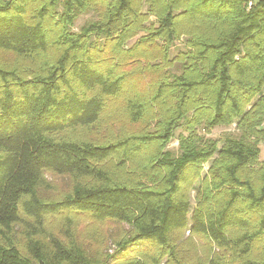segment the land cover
<instances>
[{"label": "trees", "instance_id": "16d2710c", "mask_svg": "<svg viewBox=\"0 0 264 264\" xmlns=\"http://www.w3.org/2000/svg\"><path fill=\"white\" fill-rule=\"evenodd\" d=\"M0 49V264H264V0H0ZM119 97L143 127L102 134ZM48 176L69 190L44 195ZM48 214L64 239L35 236ZM80 215L100 240L123 224L112 253Z\"/></svg>", "mask_w": 264, "mask_h": 264}, {"label": "rangeland", "instance_id": "374dc122", "mask_svg": "<svg viewBox=\"0 0 264 264\" xmlns=\"http://www.w3.org/2000/svg\"><path fill=\"white\" fill-rule=\"evenodd\" d=\"M94 15L91 12H86L81 14L74 24V31H78L83 24L88 22L90 19H92ZM150 20L153 21L154 17H150ZM135 39V38H134ZM132 39V41H134ZM183 40L180 38L179 40L175 41V45L173 46L171 50V55H175L179 48L182 47ZM9 53H6L5 51L0 49V59L1 60H9L11 61L13 58L8 56ZM127 69H131V66ZM171 72L177 73L178 69L173 68L171 69ZM151 77L148 75H142L139 74L138 76L136 74L132 75L131 78H127L125 82V88L128 91H141V95H144V85H147L150 82ZM140 89V90H139ZM143 90V91H142ZM142 97V96H141ZM124 103L121 97L119 98H113L108 101V106L106 110L103 111L101 114L102 118H105L104 116H110L113 121L111 123H104L103 119L100 121V127H101V133L105 134L107 131H111L115 133L116 131H125L126 133H132L135 131H140V129L143 127L140 123H133V121L129 118L128 114L123 109ZM178 133V130L177 132ZM238 134L235 124H232L230 126H218L212 129V131L207 134V136L214 138V139H220L223 140L226 135L236 136ZM177 147V140L172 139L168 145L167 148L171 150H175ZM260 160H264V143L260 144ZM209 163L203 164V170L202 173H205L208 169ZM50 175V174H49ZM49 179L52 177V180L50 181L52 184L58 183V187L56 189L47 187L42 193L44 195H47L51 198H58L62 196L63 192H66L69 190V182L71 181H56V177L48 176ZM190 206L191 209L195 206V191L191 190L190 193ZM190 216V214H189ZM188 216V218H189ZM58 219V220H57ZM22 223H18V227L16 228L18 233L17 235L19 237H23L26 230L22 227ZM64 220L60 219L58 216H55L54 214H48L46 217H44V224L46 228H43V231L41 233L36 234L35 236H38L40 238L47 239L50 235H55L56 237L60 239H64L63 234H60V226L63 225ZM190 223V218H189ZM24 224V223H23ZM78 226V238L79 240L85 241V243H90L89 250H91V253L98 254V257L104 258L105 252L107 251L109 254L113 252L114 245L113 240L118 239V236L122 234V230L124 229L123 224H116L113 221L108 222L106 225V228H104V237L103 240H100V238L96 235H94L93 232L90 231L92 223L89 222L88 218L80 215L79 225ZM54 227V228H53ZM30 231V230H29ZM191 236L190 231L185 232V237ZM200 236H194L193 240L196 242V250H192L193 252H190V256L192 258V262L196 263L200 259H206L208 255L210 254V250L205 246L204 242H202V239L198 238ZM203 243V245L201 244Z\"/></svg>", "mask_w": 264, "mask_h": 264}, {"label": "built area", "instance_id": "2783aa9c", "mask_svg": "<svg viewBox=\"0 0 264 264\" xmlns=\"http://www.w3.org/2000/svg\"><path fill=\"white\" fill-rule=\"evenodd\" d=\"M249 5H251V2H249Z\"/></svg>", "mask_w": 264, "mask_h": 264}]
</instances>
